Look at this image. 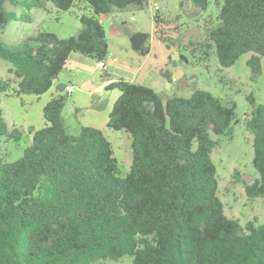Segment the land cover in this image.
Returning a JSON list of instances; mask_svg holds the SVG:
<instances>
[{
    "label": "trees",
    "instance_id": "trees-1",
    "mask_svg": "<svg viewBox=\"0 0 264 264\" xmlns=\"http://www.w3.org/2000/svg\"><path fill=\"white\" fill-rule=\"evenodd\" d=\"M0 0V27L14 13ZM69 10L80 0H10ZM91 14L80 15L78 34L62 38L39 31L8 46L0 57L17 78L16 95L49 91L73 52L105 63L109 39L101 15L129 6L146 9L152 0H84ZM208 11L211 0H193ZM217 13L199 44L215 49L222 66L246 53L254 72L264 56V0H215ZM154 15L157 27L162 20ZM193 43V42H191ZM148 55L150 47L139 51ZM110 79L109 74H105ZM13 81L0 79V92ZM106 89L119 97L107 126L130 139V171L121 175L112 142L98 127L77 122L70 131L63 111L66 95L44 106L46 124L30 131L31 143L14 160L4 143L23 130L8 123L0 108V264H98L129 258L130 264H264V222L243 224L228 216L219 192L213 151L216 135H232L235 105L197 88L169 94L120 78ZM68 94V93H67ZM246 123L253 132V165L259 177L247 195L264 200V104L253 95Z\"/></svg>",
    "mask_w": 264,
    "mask_h": 264
},
{
    "label": "rangeland",
    "instance_id": "rangeland-1",
    "mask_svg": "<svg viewBox=\"0 0 264 264\" xmlns=\"http://www.w3.org/2000/svg\"><path fill=\"white\" fill-rule=\"evenodd\" d=\"M158 5V9L152 3L146 9L129 6L101 15L110 46L105 60L107 67L95 58L73 52L58 76L62 83L73 86L71 94L62 92L66 95L64 119L73 133L78 132L77 122L102 129L113 144L120 174L124 176L131 168L132 148L125 131L107 126L115 91L119 90L101 87L106 72L115 79H132L149 85L164 96H187L197 88L212 92L225 104L235 105L236 111L232 135L212 133L218 141L213 159L225 213L240 219L243 224L255 218L258 223H263L264 200L251 198L246 192V184L259 177L252 162L254 134L246 120L253 108L249 95L264 104V56L261 57V70L256 73L248 64L253 52L242 54L230 66L219 63L215 49L208 54L205 52L199 43L205 39L206 21L212 20L210 17L218 11L215 0H211L208 11H202L193 0H171L167 8ZM5 9L16 15L0 27V40L8 46L24 42L27 37L43 30L55 32L62 38L76 35L81 29L80 15L92 13L84 0L69 10H60L50 1L44 7L29 9L9 0L5 2ZM162 9L168 19L157 27L154 15ZM136 32L147 34L145 43L151 47L149 55L133 48L131 37ZM9 66L10 63L0 57V79L13 81L6 91L0 92V108L10 126L16 125L23 130L20 140L4 143L5 157L14 160L22 156L31 143V126L41 128L45 125L43 108L50 100L51 92L40 96L34 93L16 95L17 78L9 72ZM130 263L129 258H124L98 264Z\"/></svg>",
    "mask_w": 264,
    "mask_h": 264
},
{
    "label": "crops",
    "instance_id": "crops-1",
    "mask_svg": "<svg viewBox=\"0 0 264 264\" xmlns=\"http://www.w3.org/2000/svg\"><path fill=\"white\" fill-rule=\"evenodd\" d=\"M171 3V0H152V4L157 8V6L159 7V5L158 4H160L163 8H167L168 6H169V4ZM158 9V8H157ZM164 9H162V10H160V15H161V21H160V23H159V27H161V23L163 22V20L166 18V19H168V16H166V15H164L163 14V11ZM101 21L103 22V24H104V21L101 19ZM145 45H146V43H145ZM110 47V46H109ZM150 47V46H149ZM150 52H151V47H150ZM149 52V53H150ZM73 54L74 53H72L70 56H73ZM149 55V54H148ZM81 59L83 58V57H80ZM101 64V63H100ZM105 68L107 67V63H105V66H104ZM106 73H108V72H106ZM113 80H116L115 78H113L112 76H111V78L110 79H107L106 77L105 78H103V82H102V84H101V87H103V88H105L106 89V85H108L111 81H113ZM131 81H134V80H132L131 79ZM137 82V81H136ZM58 83H62L60 80H59V78H56V80H55V82H54V85L52 86V88L49 90L51 93H50V99L54 96V95H57L58 93H62V92H60L57 88H56V85L58 84ZM67 85V84H66ZM66 87V86H65ZM49 91H47V92H49ZM64 91H65V89H64ZM119 95H120V91H115V95H114V99L116 100L118 97H119ZM38 96H40V95H38ZM114 100V101H115ZM109 117V116H108ZM107 121H108V119H107ZM45 124H46V121H45ZM86 125V124H85ZM36 129H38V128H35L34 126H31V130L30 131H33V130H36Z\"/></svg>",
    "mask_w": 264,
    "mask_h": 264
},
{
    "label": "water",
    "instance_id": "water-1",
    "mask_svg": "<svg viewBox=\"0 0 264 264\" xmlns=\"http://www.w3.org/2000/svg\"><path fill=\"white\" fill-rule=\"evenodd\" d=\"M147 39V34L143 32H136L134 35L131 37V42L132 46L135 50L140 51L143 49L145 45V41ZM66 84L65 83H58L56 85V88L60 91L63 92L65 89Z\"/></svg>",
    "mask_w": 264,
    "mask_h": 264
},
{
    "label": "built area",
    "instance_id": "built-area-1",
    "mask_svg": "<svg viewBox=\"0 0 264 264\" xmlns=\"http://www.w3.org/2000/svg\"><path fill=\"white\" fill-rule=\"evenodd\" d=\"M101 65L104 67L105 66V63H101ZM65 91L68 93V94H71L73 92V86L72 85H66L65 87Z\"/></svg>",
    "mask_w": 264,
    "mask_h": 264
}]
</instances>
